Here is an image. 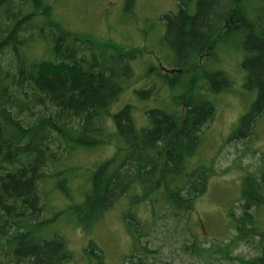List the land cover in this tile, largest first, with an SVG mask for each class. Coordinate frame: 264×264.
Wrapping results in <instances>:
<instances>
[{"label": "trees", "instance_id": "16d2710c", "mask_svg": "<svg viewBox=\"0 0 264 264\" xmlns=\"http://www.w3.org/2000/svg\"><path fill=\"white\" fill-rule=\"evenodd\" d=\"M251 1L199 0L192 13L186 1L179 0L176 16L171 12L161 16L167 22L166 36L175 38V49L188 46L193 54L187 64L163 69V78L171 73L193 74L177 97L182 112L149 110L151 125L136 128L130 105L110 111L129 71L125 61L131 52L111 40L66 29L45 0H0V264H66L71 253L65 236L50 226L55 217L67 212L87 230L124 195L129 201L121 219L134 249L119 264H169L158 246H150L151 224L138 217L137 207L147 204L152 215L170 211L175 225L186 224L183 217L208 192L213 168L199 165L188 170L186 160L213 120L212 97L229 90L232 82L223 70H200V58L224 50L220 41L234 32L242 31L244 39L245 84L256 91L240 122L250 128L245 136L253 132L264 110V4L260 14L250 17L246 7ZM41 42L44 53H31ZM196 86L204 90L202 96H197ZM117 142V151L91 171L83 198L46 217L48 193L53 189L47 188L49 180L56 179L55 185L67 193L68 176L63 172L76 173L77 167L60 168L65 160L77 149ZM134 187L139 188L137 193L132 192ZM232 201L231 209H239L238 214L230 212L234 237L205 248L192 236L190 244H182L184 250L200 256L217 244L216 261L226 258L220 263L231 264L236 258L233 244L255 242L258 253L238 259L242 264H264V231L255 225L264 206V152L245 171L239 196ZM88 251L93 264H106L94 242H89Z\"/></svg>", "mask_w": 264, "mask_h": 264}, {"label": "rangeland", "instance_id": "374dc122", "mask_svg": "<svg viewBox=\"0 0 264 264\" xmlns=\"http://www.w3.org/2000/svg\"><path fill=\"white\" fill-rule=\"evenodd\" d=\"M53 7V15L66 29L86 35L97 40H111L122 51L131 55L125 61L129 71L122 78V90L118 99L110 107L115 113L126 105L131 107V116L136 128L151 125L148 111L159 109L167 113L183 111V106L176 101L190 82L192 71L182 74L173 73L166 79L162 76L163 69H175L177 64H187L192 57L190 47L175 49L174 37H167V22L162 15L171 12L177 15L179 0H45ZM186 1L190 12H194L199 0ZM264 0H253L247 5V15L255 17L260 14ZM177 19V18H176ZM177 22L180 20L177 19ZM242 24V22H240ZM242 31L225 36L220 42L225 44L224 50L217 54L201 56L200 70L212 71L220 69L231 79V87L212 97L215 104L213 120L201 133L199 145L192 157L186 160L188 170L207 165L213 168L214 174L209 181L208 192L195 202L194 210L183 220L187 223L175 225L174 216L170 211L160 210L151 213L147 204L137 207L138 217L147 219L151 224L148 237L150 246L159 247L160 255L169 264L188 262L190 264H221L226 258L216 261L219 252L214 250L215 244L200 256L184 250L183 243L190 244L195 236L197 242L205 248L211 242L225 243L235 235L234 221L231 210L238 214L239 209H231L232 201L239 196L241 179L247 168L252 169L261 152H264V110L260 113L253 132L245 136L250 128L242 126L240 120L246 114L256 99V91L251 85H246L244 59V39ZM31 53H44V44L38 43ZM222 47V48H224ZM132 50V51H131ZM112 51H109V53ZM189 54V55H188ZM202 83V79L198 81ZM197 96H202L204 90L194 89ZM252 129V128H251ZM119 143L102 145L93 149L75 150L63 164V167H77L76 173L67 174L69 191L63 192L56 186L53 178L47 183V188H53L48 193V210L45 216L54 217L56 212L66 209L69 205L83 198L87 189V178L91 171L103 160L117 151ZM121 155V154H120ZM139 191L134 187L133 193ZM129 198L120 197L106 216L93 227L82 230L67 212L55 217L50 225L61 232L71 253V259L66 264H93L94 257L88 251L89 242H94L104 254L106 264H119L124 257L133 251L132 237L126 231L121 214L128 205ZM140 218L141 220H143ZM255 225L264 231V206L256 218ZM257 240V237H254ZM253 239V240H254ZM231 264H242L240 258L249 259L258 253L255 242L247 244L237 242L231 247ZM213 258H206V255ZM221 262V263H220Z\"/></svg>", "mask_w": 264, "mask_h": 264}]
</instances>
